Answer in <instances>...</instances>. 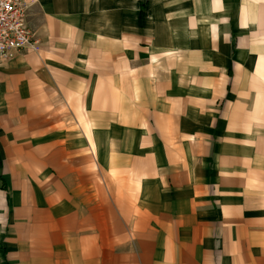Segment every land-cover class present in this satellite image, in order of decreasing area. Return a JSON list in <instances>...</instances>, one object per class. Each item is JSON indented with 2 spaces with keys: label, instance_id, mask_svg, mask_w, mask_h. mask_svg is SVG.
<instances>
[{
  "label": "crops",
  "instance_id": "1",
  "mask_svg": "<svg viewBox=\"0 0 264 264\" xmlns=\"http://www.w3.org/2000/svg\"><path fill=\"white\" fill-rule=\"evenodd\" d=\"M141 1L77 49L35 1L0 62V264H264V0Z\"/></svg>",
  "mask_w": 264,
  "mask_h": 264
},
{
  "label": "rangeland",
  "instance_id": "2",
  "mask_svg": "<svg viewBox=\"0 0 264 264\" xmlns=\"http://www.w3.org/2000/svg\"><path fill=\"white\" fill-rule=\"evenodd\" d=\"M36 4L41 7L42 4L45 5L44 1H52V0H35ZM57 2L58 7H54V14L55 15H60L66 14L67 11H69L68 15L70 16L71 22H68L67 24H55V28L57 31H59L61 28L65 31L68 32L69 38L67 39L68 41H72V48L69 46L70 49H77L78 46L80 47V44L82 43L83 36L86 35L87 31L91 28V30H95L96 35H100L103 33H107V31H112L114 32V29H107L109 26H115V33H118L122 28L127 26V16L132 17L135 15V12L142 17H146V12H145V3H143L141 0H54ZM140 1V2H139ZM48 11V9H46ZM57 11V12H56ZM75 11V13H71ZM49 12V11H48ZM33 15H31V18H29L30 22L32 23V26H36L38 29L39 27V22L38 20H33ZM74 17V18H72ZM62 16L57 17V21L59 22L61 20ZM33 26V27H34ZM88 27V28H87ZM35 28V27H34ZM35 28V29H36ZM37 31V30H36ZM42 34V33H41ZM82 45V44H81ZM69 49V50H70ZM90 58L82 56L80 60L74 63V67H68V71L72 72L75 76H81V70L78 68H82V64H88L91 63ZM67 60H71V58L68 57ZM96 61L99 63H102L104 61L103 56L100 55L96 58ZM68 62V61H67ZM68 64H70L68 62ZM81 64V65H80ZM75 68V66H77ZM79 71V72H78ZM78 72V73H76ZM83 72V76L86 77L87 72ZM73 76V77H75ZM76 78V77H75ZM85 99L82 104L83 108V117L79 119H72L69 120V122L72 123V125H78V126H83L85 130L88 132L89 126L91 125L92 118H90V115H92V106H91V89L86 88V91L84 92ZM54 107L48 108V112L50 110H53ZM101 114L103 111H100ZM117 113V112H116ZM51 116L52 112H49ZM27 121V120H26ZM32 121V120H31ZM52 123L56 128L53 129V133L58 132L57 134H53L52 139L53 141H59L60 139H65V137H70V135L65 136L63 134L60 135V128L61 126H64L66 123L62 122L61 119L57 120H52ZM117 126L118 120H116ZM49 130V129H46ZM45 134H50L49 132L43 133ZM50 137V136H49ZM83 141L85 146L86 143H91L93 147L94 146V141L92 139V135H83ZM97 139V138H96ZM100 144H106L107 143V135H100L98 136V140ZM89 153V152H88ZM89 160H90V166L91 168L94 169V171L97 173V170L94 166V156L89 153ZM93 164V167H92Z\"/></svg>",
  "mask_w": 264,
  "mask_h": 264
},
{
  "label": "built area",
  "instance_id": "3",
  "mask_svg": "<svg viewBox=\"0 0 264 264\" xmlns=\"http://www.w3.org/2000/svg\"><path fill=\"white\" fill-rule=\"evenodd\" d=\"M35 0H0V62L39 51L43 40L30 23Z\"/></svg>",
  "mask_w": 264,
  "mask_h": 264
}]
</instances>
